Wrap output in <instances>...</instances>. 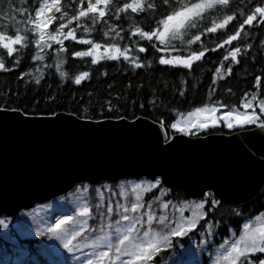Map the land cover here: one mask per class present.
<instances>
[{
	"label": "trees",
	"instance_id": "16d2710c",
	"mask_svg": "<svg viewBox=\"0 0 264 264\" xmlns=\"http://www.w3.org/2000/svg\"><path fill=\"white\" fill-rule=\"evenodd\" d=\"M39 1L0 0V34L6 38L17 34L22 37L19 44L13 45L12 56L0 46V62L5 65L0 69L1 109L20 111L26 116L66 113L91 121L143 117L170 132V126L179 117L197 108L231 110L253 96L264 101V22L257 14L252 25L239 30L237 40L230 44L224 42L228 35L236 34L242 18L255 7L264 6V0H229L228 6H218V15L196 24V29L179 43L170 45H163L156 38H137L135 28L153 33L160 31L163 25L159 21L187 6L190 0H168V3L143 0L146 2L144 10L137 13L123 9V4L129 0H111L105 20L94 13L79 16L89 0H60V12H53L50 32L54 34L55 29L60 28L63 36L71 32L76 37L68 36L64 42L60 41L63 52L57 45H49L50 40L43 51L37 52L36 35L31 33L28 23ZM149 3L154 7L147 8ZM227 15H232L233 20L215 32L208 31ZM113 27L122 32L120 47L128 49L129 60L103 59L92 64L91 57L72 55L75 51L90 49L91 44L79 43L81 39L101 45L115 43L116 39L109 41L107 36L111 35ZM196 36L200 40L197 41ZM140 47L146 51L141 53ZM233 47L240 48L237 62H232L230 56L224 59ZM200 51H204V56L195 60L190 68L159 64L161 57L187 58ZM134 61L141 66L134 67ZM216 68L221 69L220 73ZM82 72L89 75L76 84L75 76ZM153 195L156 197L155 191ZM161 198L179 208L180 214L187 204L198 203L190 200L183 190L169 191ZM263 207L262 195L239 207L209 200L203 208L205 218L197 228L209 223L213 234L226 238L230 231H239L243 220L259 215Z\"/></svg>",
	"mask_w": 264,
	"mask_h": 264
},
{
	"label": "water",
	"instance_id": "95a60500",
	"mask_svg": "<svg viewBox=\"0 0 264 264\" xmlns=\"http://www.w3.org/2000/svg\"><path fill=\"white\" fill-rule=\"evenodd\" d=\"M160 178L192 198L233 205L264 190V127L232 136H174L133 120L89 121L0 109V216L66 194L77 184Z\"/></svg>",
	"mask_w": 264,
	"mask_h": 264
},
{
	"label": "snow or ice",
	"instance_id": "6c2138e0",
	"mask_svg": "<svg viewBox=\"0 0 264 264\" xmlns=\"http://www.w3.org/2000/svg\"><path fill=\"white\" fill-rule=\"evenodd\" d=\"M165 3H168V0H165ZM60 0H50L44 6H41L38 11L35 12V23L34 28L36 30H40L42 26H46L48 23L52 22L53 17L49 16L46 20H41L42 14L45 10L55 9L56 12H60ZM108 5L109 0H95V3H88L86 10H82L79 12L80 17H85L88 13L97 12L98 5ZM219 5L221 7L228 6L229 0H200L198 3H194L191 6H185L180 10L175 11L173 14L167 15L166 18L159 21L160 25H163V30L159 31L158 34L148 31H141L139 27L135 28V34H138L140 37L151 40L153 35H156V39H158L161 44L165 42V36L171 32V38L175 39L177 35L178 29L184 27L186 24L189 27H195V22L192 20L193 17L199 16L205 9H211L214 6ZM154 5L149 3L147 4V8H153ZM123 9L126 11L128 9L131 10L132 13H137L139 11H143L144 7L141 4V0H131L130 3L123 4ZM258 18L261 22H264V6L255 7L254 11L251 14H247L246 18H242L241 22L238 25V30L234 35H228L227 39L224 41L225 43H232L237 40L240 35V31L244 28L245 25H252L253 21ZM105 12L103 10L99 11V16L103 17ZM232 15H227L224 17L223 21L219 24H213L211 28L208 29L209 32H215L217 28H223L229 21L233 20ZM75 19V17H74ZM60 27H64L61 25ZM56 33L60 32V28L55 29ZM68 36H71L73 39H76L75 36L72 35L71 32L68 33ZM68 38V37H65ZM8 39L9 42L5 43L4 41ZM21 35L17 34L14 38L5 37L0 34V46L7 50V55L12 56L13 47L12 44H19L21 42ZM45 39L56 40L58 43L60 42L57 39V35H50L48 37L45 36L43 31H39V39L36 40L37 44H40L41 41ZM195 39L200 40L199 36H196ZM80 44L88 45L91 44L90 49L87 51H75L72 53L75 57H91V63H97V50L100 49L101 45L98 43H92L89 40L81 39L79 40ZM114 51H119L118 49L113 48ZM159 51V49H157ZM61 52L64 51L63 48L60 49ZM106 52H109L108 49H105ZM128 49H124V53H127ZM139 51L141 53L145 52L146 49L144 47H140ZM240 52V48L233 47V49L224 56V59L227 60L228 57H231L232 62H237V53ZM204 51L193 52L191 56L182 59L177 56L174 59H165L161 57L159 59V64H179L183 65L185 68H190L193 60H199L200 57L204 56ZM108 59L114 60L116 56L112 55L111 52L108 54ZM124 59L129 60V56L124 54ZM134 67H140L141 65L138 62H133ZM5 65L3 62H0V69H4ZM221 69L216 68V72L220 73ZM230 71V69H229ZM61 76L64 75L63 72L60 73ZM89 75L88 72H82L79 75L75 76L74 82L76 84H80L81 80ZM257 81L260 80V77L256 78ZM256 97L253 96L252 100H255ZM252 101L249 100L247 103L242 104L241 106L244 108H248L251 106ZM261 111L264 112V101H261L260 104ZM197 112H200V109H197ZM205 112L207 114V118L200 120L197 123H194L192 126L197 129H204L209 127V125H215L217 123V118L212 115L216 112V108L208 109L205 108ZM224 120L225 126L228 128H232L234 125H243V124H251L254 123L257 117L252 114L249 115L247 113H234L228 112L224 117H221ZM264 126V125H262ZM171 127L176 129L178 132H182L187 134V127H178V124H172ZM159 183V181H157ZM155 185H153L154 187ZM140 185H135L133 191L139 188ZM86 190V189H85ZM119 207V206H117ZM140 206L136 203L132 204V210L137 211ZM167 207V205H164ZM196 208H202V204L195 205ZM107 210L109 213L112 212V206L109 204L107 206ZM90 209L85 206L79 210V215L88 214ZM128 210L125 209V212ZM122 219L124 221H129L126 232L117 238V242L115 244V253L116 257H126V259H121L120 264H149L154 260V253H158L160 251V247L162 244H169L168 236H181L187 233V231L194 229L196 227L195 220H189L187 222L178 221L176 223V227L173 228L168 235H164L162 233H151L144 232L145 239H139L132 235L134 231V224L131 222L130 217L128 215H123ZM134 219V218H133ZM164 217H161V221H164ZM260 219V217H257ZM72 220V217H65L64 219L57 220L56 223L48 229V231L59 241H61L62 246L68 251H73L72 240L75 239L79 233L76 231H70L68 229L63 228L62 226L68 223V221ZM153 217L151 214L148 215V221L151 223ZM6 226L3 220H0V227ZM119 231V229H118ZM101 242L105 244L108 251H100L98 254V258L96 264H103L104 258L109 257L110 251L113 247L112 243L107 239V237H102ZM264 226L252 227L248 224L244 225V233L240 236V239L234 242L231 245V248L227 251V253L222 257L223 261H226L227 264H264ZM88 264H93L90 260Z\"/></svg>",
	"mask_w": 264,
	"mask_h": 264
},
{
	"label": "rangeland",
	"instance_id": "374dc122",
	"mask_svg": "<svg viewBox=\"0 0 264 264\" xmlns=\"http://www.w3.org/2000/svg\"><path fill=\"white\" fill-rule=\"evenodd\" d=\"M49 2H50V0H42L41 3L39 4L38 8L36 9V11H38L41 6H44ZM97 9H98L97 12H99L100 10L104 11L105 9H107V5H103V4L98 5ZM207 10L208 9H205L203 12H205ZM202 13L199 16L193 17L192 20L193 21H196V20L199 21L201 19ZM48 17H49V10H45V12L41 16V20H46ZM35 20H36V17L34 14L33 19L31 21V25H32V29H33L32 32H34V30H35L38 37H39V31H43L45 33V36H47L48 35L47 34L48 24L46 26H42L40 30H36L34 28ZM186 25L184 27L176 30L177 35H176V38L173 40L180 39V37L183 36L184 32L186 31ZM120 32H121L120 30L119 31L115 30L112 36L114 38L119 39ZM169 34L171 37V35H172L171 32ZM169 34H167L165 37H168ZM55 35H57L58 40L61 39V37L63 36L62 33H58ZM36 40L37 39L35 38L34 45H36ZM54 41H56V40H54ZM13 45L14 44H12V47H13ZM113 48L118 49L117 46L105 47L103 49L100 47V49L97 50V60L102 59V58H108L109 52H111V54L116 56V57L124 56L125 53H123L122 51H118V52L114 51ZM105 49H108L109 52H106ZM259 108H260V106H259ZM260 110H261V108H260ZM234 113H247L249 115L254 114L253 108L251 106L248 108H244L242 111H234ZM226 114L227 113H224L222 115H218L216 112L213 113L212 115H214L217 118V123L215 125L219 124V122L221 121L225 126L224 120L221 119V117H224ZM206 118H207V114L205 112V109H201L200 112H197V110H196L193 113H191L189 116L184 118L183 120L179 121L177 124H178V127H187L188 128L187 134L191 133V132L197 133L199 131L207 129L208 127L204 128V129H197V128L193 127L192 125L194 123H197L200 120H203ZM256 122H257V119L254 123L243 124V125H234L233 127H244L247 125L255 124ZM212 126L213 125H211V124L209 125V127H212ZM226 128L232 129V128H228V127H226ZM174 130L177 131L176 129H174ZM180 133H182V132H180ZM135 185H140V187L137 188L135 191H133V188ZM153 185H155V186L153 187ZM157 185H158V183L156 181H153V183H151V184H144V183L137 181V182H132V183L128 182V185L127 184L121 185V186L115 188L114 190H112L111 192H109V189H104V191H103V190H100V188H99L95 193V198L98 202L96 204V207H101L103 202H106L107 206L109 204H112V207L116 206V205L120 206V203H124L126 201H131L130 202L131 206L134 203L138 204L140 196H142V194H144L146 192V190H148L146 188H148V187L155 188V187H157ZM85 189L86 188H79L73 194L69 195L67 198L60 199V200L57 199L51 203H46V204H43L40 206L33 207L29 211L22 213L18 217H15L14 218L15 220L1 219L4 221V224L6 225L3 227H0V229L3 230L1 232L3 239H5L6 241L7 240L11 241V242H7V244L12 243V246H14V248H16L15 251H18V250H20V251H19V257H14V258L8 259V260L6 259V257L0 258V264H2L3 261H4L3 264H24L22 262H23V259L26 260V254L24 252L25 248H21L20 246H24V247H26V246L17 244V242L13 238L15 235L21 239L29 238V241L36 242L38 248L40 249L39 250L40 255L45 259L46 262H48V264H88V261H90V260L93 262V264H96L99 252L100 251H108L105 244L103 242H101V238L105 237V236L112 243L113 247L110 251L109 257L104 258L103 264H120L121 259H126V257H119V258L116 257L115 244L117 242L118 236H120L126 232L129 221H124L122 219L121 224L118 225L117 227H114L112 229L107 228L105 230H102L99 234H97L95 236H91L87 240L81 241L79 243H76L73 239L72 245L74 247H73L72 252H68L62 246L61 241L56 239L48 231V229L56 223L57 218H55V216L58 214H60V218L58 220L64 219L65 217H72V220L68 221V223H66L65 225L62 226L63 228L68 229L70 231H76L79 234L82 231H84V229L87 226V221L89 218L88 214L91 212V208L89 206V202L91 201V198ZM117 197L120 198V201L117 200ZM127 199H129V200H127ZM138 205L140 206V209L137 210V218L133 219L132 217H130L131 222L134 224V231H133L132 235L134 237L139 238V239H145L144 232H151V231L146 230L143 233H141L140 235H136L134 233L137 229L138 222H140L141 219H144V222L147 223V226L149 228H151V229L153 228V225L157 222L155 217H154L155 209L152 207V211L150 210L151 209V203H149L148 206H146L144 209H142L143 204L139 203ZM85 206H87L90 209L89 213L86 215H79L78 214L79 210ZM164 208H165L164 203H162L159 207V210H163ZM106 210H107V207H106ZM174 212H176V209L174 210ZM123 213L127 214L125 211H123ZM149 214H151L153 217V220L151 221V223H149V221H148V215ZM171 214H173V211H171ZM162 216L165 217V215L161 214L159 216V218H161ZM192 216L195 219H199L201 215H199L197 212H193ZM189 220H192L190 216H186V217L183 216L180 218L178 216H172V218H170V221L168 223H173V227L171 228V230H172L173 228L176 227V223L178 221L187 222ZM245 224L249 225V223H245ZM250 226H252V227L264 226V222H263V220L256 219L254 224L250 225ZM203 228L205 229V232H204V235L203 234L201 235L200 244H199L201 249H200V247L199 248L192 247V250H191L190 246H188L187 243H185V244L179 243L177 245L178 250H179V254L176 256V253L174 252V253L169 255V257L170 256H176V262H174L173 264H227L226 261H223L222 257L231 248V245L234 242H236L237 240H239L240 236L243 235L244 226H243V230L239 236L233 237L230 240H224L218 246H211L212 235H210V233H209V231H210L209 227L204 225ZM118 229H119V231H118ZM12 233H15V235L12 236ZM151 233H155V232H151ZM205 235L208 236V239H206V241H204V239H203ZM181 236H183V235H181ZM175 237H177V236H175ZM192 242H193V240H192ZM205 242H206V244H205ZM160 248L167 249V248H169V244H167V245L162 244ZM22 249H24V250H22ZM199 250H200V252H195V251H199ZM202 254L205 257V261H203V259H202ZM65 256H67V257H65ZM52 259H54V260H52ZM37 262L38 261L36 260V258H34L33 264H37ZM149 264H150V262H149ZM159 264H172V263H170V261L163 260V261H159Z\"/></svg>",
	"mask_w": 264,
	"mask_h": 264
}]
</instances>
